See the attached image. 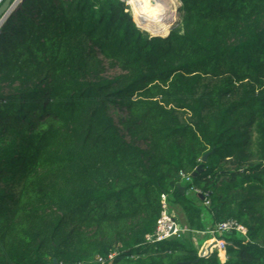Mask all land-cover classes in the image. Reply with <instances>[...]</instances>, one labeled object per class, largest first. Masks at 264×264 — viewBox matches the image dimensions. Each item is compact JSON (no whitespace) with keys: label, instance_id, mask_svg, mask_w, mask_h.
I'll return each instance as SVG.
<instances>
[{"label":"trees","instance_id":"16d2710c","mask_svg":"<svg viewBox=\"0 0 264 264\" xmlns=\"http://www.w3.org/2000/svg\"><path fill=\"white\" fill-rule=\"evenodd\" d=\"M181 1L157 35L132 0H24L2 23L0 264H264V0ZM162 193L188 230L150 243ZM232 218L227 259L200 257Z\"/></svg>","mask_w":264,"mask_h":264},{"label":"built area","instance_id":"2783aa9c","mask_svg":"<svg viewBox=\"0 0 264 264\" xmlns=\"http://www.w3.org/2000/svg\"><path fill=\"white\" fill-rule=\"evenodd\" d=\"M2 2L3 0H0V3ZM1 25L2 23H0V26ZM180 177H181V183L182 182L185 183L184 184L185 187L187 183L192 181L191 173H186L181 171ZM189 190L201 193V190L195 187L193 184L190 185ZM206 203L209 204V201H206ZM161 205H162L161 215L157 220V225L154 232L148 233L146 235L147 242L155 243L170 238L172 236L180 237L182 233L188 230L186 227H183L181 225L176 214L174 213V211L171 210L166 193L161 194ZM232 230H238L243 234L247 233V227L243 225L241 222H239L237 219L232 218L226 221L218 222L214 228L208 230V233L210 234L211 237L207 239L206 242L209 245H212L213 249L218 250L219 254L221 250H224L226 254V241L224 240V238L220 236L223 233ZM116 255H117V251L113 250L107 256L99 255L97 257V261L98 263H105L107 261L113 260Z\"/></svg>","mask_w":264,"mask_h":264},{"label":"bare ground","instance_id":"6f19581e","mask_svg":"<svg viewBox=\"0 0 264 264\" xmlns=\"http://www.w3.org/2000/svg\"><path fill=\"white\" fill-rule=\"evenodd\" d=\"M138 3V13L142 20L148 23L146 29L151 35L154 31H163L172 26L173 20L176 18V7L179 0H136ZM132 12V10H130ZM135 15V14H134ZM137 17V15H135ZM138 19V17H137ZM140 20V19H138ZM140 20V22H143ZM154 26H152V25ZM168 31L159 32L157 34L167 33ZM153 34V35H157Z\"/></svg>","mask_w":264,"mask_h":264},{"label":"rangeland","instance_id":"374dc122","mask_svg":"<svg viewBox=\"0 0 264 264\" xmlns=\"http://www.w3.org/2000/svg\"><path fill=\"white\" fill-rule=\"evenodd\" d=\"M132 1L134 3L132 4V8L130 10H132V12L135 15H137L138 19L142 20L141 17H140V14L138 13V3H137V1L136 0H132ZM126 3H127V0H126ZM177 5L178 6L176 7V13L177 14H176V18H175L176 19L175 26H177V21L180 18L179 16L181 14V6H180L181 5V0H179V3ZM133 18H134V16H133ZM175 19L173 20V23H174ZM142 21H143L142 23L144 24V29L147 31L146 24H147V27H151V26H149L148 23H146L144 20H142ZM173 23H172V25H173ZM152 26H154V25H152ZM170 29H171V27L169 29H166V30H163V31H168ZM104 64L106 66V71L104 72V76H106V77H113V76H115V75H117V74L122 72L119 67H111L110 64H109V61L106 58H104ZM110 112H111L116 124L119 127L122 128L120 120L127 115V110L125 108L120 107L119 105H113V106H111ZM126 137L129 138L128 136H126ZM141 145L143 147H145V145L143 143H141ZM180 217H181V219H183V215H180ZM220 254H219V256L221 258ZM223 258L224 257H222L221 260L225 261L227 259V256H225L224 259Z\"/></svg>","mask_w":264,"mask_h":264},{"label":"water","instance_id":"95a60500","mask_svg":"<svg viewBox=\"0 0 264 264\" xmlns=\"http://www.w3.org/2000/svg\"><path fill=\"white\" fill-rule=\"evenodd\" d=\"M24 0H4L1 5H0V23H3L7 18H9L10 16L13 15V13L15 12V10H17L18 6L21 5L23 3ZM181 5H182V1H181ZM180 5V6H181ZM180 18L178 19L177 21V26L181 24L182 22V16L180 14L179 16ZM175 22H176V19L173 23V25L171 26V29L170 31L175 27ZM138 26V25H137ZM139 27V26H138ZM208 157V154H205L204 155V159L206 160ZM202 169V165H200L194 172H193V176H195L198 172V170H201ZM178 187L179 189L181 190L182 193H185V185H183L182 183H178ZM212 247V245H210L209 247H205L203 246L201 251H200V257L204 255V252L206 250H210V248ZM55 263L57 264V259L54 260ZM174 264H178L177 263H174Z\"/></svg>","mask_w":264,"mask_h":264},{"label":"crops","instance_id":"0c3cea01","mask_svg":"<svg viewBox=\"0 0 264 264\" xmlns=\"http://www.w3.org/2000/svg\"><path fill=\"white\" fill-rule=\"evenodd\" d=\"M220 253H224V255L226 256V254H225V251L224 250H221V252ZM225 256H224V258H225ZM222 258V257H221ZM223 258V259H224Z\"/></svg>","mask_w":264,"mask_h":264},{"label":"clouds","instance_id":"9594fccd","mask_svg":"<svg viewBox=\"0 0 264 264\" xmlns=\"http://www.w3.org/2000/svg\"><path fill=\"white\" fill-rule=\"evenodd\" d=\"M126 1V0H125ZM226 255H227V253H226Z\"/></svg>","mask_w":264,"mask_h":264}]
</instances>
